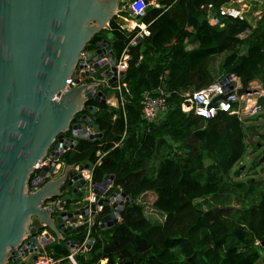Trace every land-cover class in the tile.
<instances>
[{
	"label": "trees",
	"instance_id": "trees-1",
	"mask_svg": "<svg viewBox=\"0 0 264 264\" xmlns=\"http://www.w3.org/2000/svg\"><path fill=\"white\" fill-rule=\"evenodd\" d=\"M228 1L158 0L160 6H147L140 20L150 35L135 45L130 42L139 29L122 30L116 16L108 30L95 33L86 44L85 50H93L112 32L116 58L128 47L129 66L120 88L102 87L112 103L91 98L75 116L74 122L88 114L103 136L78 138L60 159L67 165L92 164V181L99 183L106 174H115L111 191L120 187L131 203L112 227L100 226L111 211L104 206L89 231L47 244L59 264L70 263V240L82 244L87 237L95 242L90 250L75 254L79 264H263L264 177H255L258 168L264 173L263 152L251 161L253 175L241 179L244 170L236 168L249 147L258 145L249 142L256 125L227 113L205 119L182 110L183 91L220 78L214 67L219 75L258 79L264 86V0L259 19L229 17L223 27L214 25L203 6ZM160 85L168 93V106L157 123L149 125L142 117V98ZM84 194L73 195L65 208L72 210V203ZM146 206L163 213L164 219L153 220Z\"/></svg>",
	"mask_w": 264,
	"mask_h": 264
},
{
	"label": "water",
	"instance_id": "water-1",
	"mask_svg": "<svg viewBox=\"0 0 264 264\" xmlns=\"http://www.w3.org/2000/svg\"><path fill=\"white\" fill-rule=\"evenodd\" d=\"M123 2L0 0V264L20 262L28 256L35 262L44 252L42 244L53 241L49 232L39 235L44 225L59 240L89 228V220L79 223L80 217H90L89 207L56 214L44 205L55 197L69 200L68 187L73 186L78 195L93 190L99 204L111 207L101 219L102 228L117 224L121 211L131 203V196L120 187L105 196L113 186L115 174H106L100 183H89L84 170L92 171L94 166L88 163L66 165L56 178L47 179L35 191L29 189L30 175L47 154L53 160L40 170V182L59 173L62 164L57 168V161L65 150L77 145L78 138L103 136L100 126L88 114H81L75 122L74 119L91 98L110 102L102 90L106 81L112 88L118 87L112 46L115 35L109 32L85 60L81 56L86 44L95 33L107 28ZM129 13L141 19L131 9ZM88 63L93 66L97 81H82L91 74ZM124 75L125 71H121V78ZM70 78L75 85L67 88ZM242 85L238 95L249 92L245 78ZM224 87L226 91L233 89V82ZM254 135L255 131L250 143L254 142ZM260 160H264V153ZM83 202L82 199L77 204ZM94 242L95 238L89 237L86 249L90 250ZM77 244L78 239L68 242L72 252Z\"/></svg>",
	"mask_w": 264,
	"mask_h": 264
},
{
	"label": "built area",
	"instance_id": "built-area-1",
	"mask_svg": "<svg viewBox=\"0 0 264 264\" xmlns=\"http://www.w3.org/2000/svg\"><path fill=\"white\" fill-rule=\"evenodd\" d=\"M258 0H233L229 5L223 4L221 6H214L213 4H209L207 6H203V8L207 12L208 20L211 21L214 25L223 27L225 25V19L232 17L238 18L241 20L247 19V13L252 12L255 18H258L262 14V10H254L253 5ZM149 5H153L159 7L158 0H149V3H146L145 0H130L128 3V8L133 11L134 14L139 15L140 17L145 15L146 8ZM132 16V15H131ZM132 19H136L132 16ZM136 21H138L136 19ZM133 30L139 29L136 36L130 42V45H135L139 38H143L145 35H150V30L148 26L145 24H139V22L135 23L131 28ZM98 48V47H97ZM95 48V49H97ZM91 52V50H83V55L81 59H86L87 55ZM129 52L128 47L124 50L119 58H116V67L118 70V87L120 88L121 71H126L129 66ZM90 71V76L86 79H83V82H87L88 80L97 81L98 78L96 74H93L94 70L93 66L88 63V68ZM228 76L223 75L214 82L199 88V89H189L182 92L183 102H182V110L185 112H193L195 115L200 116L205 119H214L218 117L222 113H227L229 115H235L242 121H247L249 118L259 115L264 111V86L263 84L257 80L253 79L250 82L247 81V87L249 92H245L242 95H238L237 90L242 88V78L230 73ZM227 82H233L234 88L226 91L224 84ZM75 85L73 78L68 79L67 88H71ZM106 87L112 88L110 84L106 81ZM168 93L164 87V85L158 86L153 91L146 92L142 98V117L149 124H155L162 116V114L166 111L168 106ZM52 158L47 154L44 159L39 162L36 166L35 172L38 170L39 172L34 173L35 176L31 182L29 183V189L31 191L37 190L41 187L45 181L49 178L47 177L44 182H40V170L47 165H50L52 162ZM60 159L57 161V168L60 167ZM31 176V175H30ZM84 176L89 181L92 182V175H90V171L84 170ZM51 177V176H50ZM30 179V178H29ZM87 200L89 201V209H90V217L92 213L95 216L100 213L104 209L103 204H99V197L90 190L88 194ZM66 201L62 200L60 197L49 199L45 202V206L53 208L56 212H61L65 210ZM94 205V208H93ZM89 217V220H90ZM94 217V216H93ZM81 219H84L80 217ZM90 222V221H89ZM80 223V222H79ZM48 231H42L39 235H45ZM52 238V236H51ZM88 240V239H87ZM82 245V251L86 250V242ZM257 245H261L260 241L256 242ZM46 244H42L44 248L43 253H39L37 260L34 264H59V261L55 260L46 250ZM69 260L71 264H79L74 256V254H70Z\"/></svg>",
	"mask_w": 264,
	"mask_h": 264
},
{
	"label": "crops",
	"instance_id": "crops-1",
	"mask_svg": "<svg viewBox=\"0 0 264 264\" xmlns=\"http://www.w3.org/2000/svg\"><path fill=\"white\" fill-rule=\"evenodd\" d=\"M129 1L130 0H125V2H123V3H121V5H120V7H119V9L117 10V12H116V15H114V16H116V20H117V23H118V25H119V27L122 29V30H126V31H129V32H131V31H135V30H133V29H131L132 27H133V25L135 24V23H137V22H139V24L141 23L140 22V20H138V21H136V19H132V16L130 15V13H129V8H128V3H129ZM232 1L233 0H229L226 4L227 5H229L230 3H232ZM263 4V1H261V0H259V1H256L255 3H254V5L256 4L257 6H259V4ZM260 4V5H261ZM254 5H253V8H254ZM218 7V6H217ZM259 9H261V10H263L262 8H259ZM256 10H258V9H256ZM124 12H128V14H129V16H125L123 13ZM251 12H249V13H247V15L248 14H250ZM251 15V14H250ZM252 17H254V15H253V13H252V15H251ZM206 17H207V12H206ZM207 19H208V17H207ZM250 20H254V19H251V18H249ZM141 24H145L146 25V23H141ZM109 29V25L107 26V30ZM139 31V30H138ZM132 41V40H131ZM190 46H197V44H191ZM258 80V79H257ZM260 81V80H259ZM261 82V81H260ZM262 83V82H261ZM263 84V83H262ZM100 89V88H99ZM109 103H112V99H110V102ZM264 103V102H263ZM248 121V120H247ZM246 121V122H247ZM263 153H264V151H263ZM263 155V154H262ZM262 157V156H261ZM260 157V158H261ZM253 160V159H252ZM60 164H62V167H61V169H60V171H59V173L58 174H56V175H54V176H51V177H49L48 178V180L49 179H52V178H56L57 176H59L60 174H62L63 173V171H64V168H65V166L67 165L65 162H63V161H61V159H60ZM90 175H92V171H90ZM73 186H71V187H68V189H67V193L70 195V200H73V198H74V196L73 195H75L76 193L75 192H73ZM109 191H111V189L110 190H108L106 193H105V196H108L109 195ZM90 193V190L89 189H87L86 191H85V194H84V198H83V200H84V202L83 203H81V204H77L76 202L74 203H72V205L74 206L73 207V209L72 210H75L76 208H78V207H81V208H85V207H89V201L87 200V197L89 196L88 194ZM66 205V204H65ZM93 208H94V205H93ZM65 210H67L66 208H65ZM56 214H58V212H56ZM94 216V217H93ZM86 220H89V218L88 219H81V218H79V222L80 223H84ZM90 225H89V228L87 229L88 231L90 230V228H91V226L93 225V223H94V221H95V214H93L92 213V216L90 217ZM44 225V224H43ZM44 232V231H48L49 233H50V235L53 237V241L54 240H56L57 239V236H56V234L53 232V231H51L48 227H46L45 225H44V227L41 229V232ZM67 236H65V238H66ZM89 237H87L85 240H84V242L88 239ZM83 242V243H84ZM83 243L81 244L80 242H79V244H77L76 245V247H75V251L74 252H72L71 251V254H74V256H75V254L76 253H78V252H80V251H82L83 249H82V245H83ZM49 244V243H48ZM81 244V245H80ZM45 246H47V244L45 245ZM84 251H88L87 249L86 250H84ZM49 253V252H48ZM50 254V253H49ZM51 255V254H50ZM52 256V255H51ZM58 261V260H57ZM106 262V260H103L102 261V263H105ZM20 263H22V264H34V262H32L31 261V256H28V257H24V258H22V260L20 261ZM262 263L264 264V257H263V259H262Z\"/></svg>",
	"mask_w": 264,
	"mask_h": 264
},
{
	"label": "rangeland",
	"instance_id": "rangeland-1",
	"mask_svg": "<svg viewBox=\"0 0 264 264\" xmlns=\"http://www.w3.org/2000/svg\"><path fill=\"white\" fill-rule=\"evenodd\" d=\"M260 4L258 6V9L261 8V6H263L262 4L261 5ZM255 6H257V5H254V7ZM259 10H261V9H259ZM262 13H263V10H262ZM250 14L246 15L247 18H251V19H254V20L260 18V17L255 18V16L252 17ZM224 56H225V54H222L221 57H224ZM220 60H221V58L218 57V59L216 61V65L217 66H218ZM213 70H214L215 75H217V77H221L223 75H226L225 72H223L222 75H219L218 70H216L215 67L213 68ZM257 116H260V117L259 118H257V117L256 118H254V117L252 118L251 117V118L248 119L247 122H245L246 125H250V124L256 125V131H255V135L253 137L254 142H252V143H258V145H257L258 147L257 146L256 147L250 146L249 149H248V152L245 155V157L243 158V160H241V162L236 167V168H240L241 170H244L243 174L240 176L241 179H246L247 177H249V176L254 174L253 171L249 168L250 165H251V161H252V159L255 156H257L258 154H260L261 152L264 151V111L261 112ZM256 173L258 175H256L255 177H257V178L258 177H261V178L264 177V173L260 172L259 168L256 170ZM149 195H150V193H147L148 197L146 195H144V196H146L147 200L152 201L153 198H152V196H149ZM144 196L141 197V199H140L141 202H143L145 200ZM145 211H146V214L149 217H151L153 220H155V221L161 222L164 219V214L161 213L160 211L154 209L153 207L146 206Z\"/></svg>",
	"mask_w": 264,
	"mask_h": 264
}]
</instances>
